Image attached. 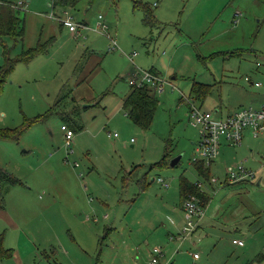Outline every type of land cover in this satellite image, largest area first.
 Masks as SVG:
<instances>
[{
	"label": "rangeland",
	"instance_id": "374dc122",
	"mask_svg": "<svg viewBox=\"0 0 264 264\" xmlns=\"http://www.w3.org/2000/svg\"><path fill=\"white\" fill-rule=\"evenodd\" d=\"M2 1L24 3L17 10L24 36L0 40V76L9 73L0 91V131L9 132L0 139V264H149L154 247L160 264H248L264 254V134L247 131L243 149H220L208 181L191 161L199 134L188 119L192 104L213 115L220 106L224 116L264 105V0H80L66 9L51 0ZM144 8L159 29L144 25ZM66 17L85 28L74 37L56 19ZM47 42L44 54L17 61ZM160 57L177 78H165L153 121L142 129L122 101L128 79L157 68ZM194 81L210 87L204 102L189 97ZM72 124L81 130L68 153L60 128ZM166 154L181 159L156 168ZM240 163L255 179L229 183ZM182 176L210 201L203 230L170 240L185 222ZM83 199L100 212L80 215ZM86 216L90 222L80 224ZM95 226L100 237L86 236Z\"/></svg>",
	"mask_w": 264,
	"mask_h": 264
},
{
	"label": "built area",
	"instance_id": "2783aa9c",
	"mask_svg": "<svg viewBox=\"0 0 264 264\" xmlns=\"http://www.w3.org/2000/svg\"><path fill=\"white\" fill-rule=\"evenodd\" d=\"M0 5L3 2L0 0ZM24 5L23 2L19 4L10 3V7L19 9ZM53 17V15H51ZM58 22L68 25L69 31L76 35L79 29L85 28L83 24H75L72 22V17H66L65 19L56 18ZM102 19L101 16L98 18ZM98 27L106 29L101 22H98ZM108 50L116 51L118 48L117 42L110 37ZM137 54L131 55L130 60H133ZM141 73L132 75L128 79V83L131 87L140 88L144 86L150 87L154 93H162L164 91V84L168 83L165 78L153 74L149 71H139ZM245 81L251 84V79L246 78ZM254 86L260 87V83H253ZM188 119L191 126L198 129L199 141L195 145L194 157L191 159L192 163H203L204 166L210 167L211 164L218 158L220 154V147L222 141L227 143L228 146L240 147L244 140V134L249 131L253 138H258L264 134V106L260 108H241L225 117L224 119H213V113L208 111H202L201 108L192 104L188 112ZM61 131L64 134V142L66 149L71 152L72 142L74 138V132L68 126L62 125ZM117 137V134L113 135ZM78 165L76 164V167ZM255 179V173L247 169L243 163L236 164L228 172L226 181L229 183H236L242 181H250ZM213 183H216V179H211ZM158 182L164 187L168 188L163 179H159ZM91 200V199H90ZM206 206L201 205V201L196 196H190L183 203L184 224L178 234L170 236V240H174L175 236L180 241H184L192 236L197 230L200 221L205 216ZM233 244L243 246L242 241L234 240ZM162 251L159 247H154L150 253L149 264H160V258ZM193 258L199 259L197 253L193 254Z\"/></svg>",
	"mask_w": 264,
	"mask_h": 264
},
{
	"label": "trees",
	"instance_id": "16d2710c",
	"mask_svg": "<svg viewBox=\"0 0 264 264\" xmlns=\"http://www.w3.org/2000/svg\"><path fill=\"white\" fill-rule=\"evenodd\" d=\"M79 2L80 0H51V6L53 8L62 7L66 9L68 7H75ZM9 5L10 3L8 2H3V5H0L2 6L0 7V40L3 37H11L16 39L22 38L24 36V29L22 28L21 19L17 16L18 9H14ZM142 22L145 26L149 27L150 29H153L152 27H155V29H159V22L156 20L155 16L149 9L144 8V17L142 19ZM49 45L50 43L48 42L40 43L35 48H30L26 51H23L17 61L29 63L36 57L47 52ZM7 71L8 70L5 69V71L0 76V91L4 83L5 77H7V75L9 74ZM210 91L211 90L209 86L202 85L194 81L190 90L189 97L195 102H204V100L209 96ZM157 102L158 101L155 96V93L150 87H132L131 91L123 101L122 110L125 116L129 118V120L134 125L142 129H148L153 121ZM69 128L73 130V132L74 130H81V128L76 127L74 124H72ZM7 138H9V132L5 133L0 131V139ZM171 160H169V154H166L163 159L155 166L156 168L167 166L168 164H170ZM193 165L200 175L204 176L208 181L210 180L209 167L204 166L203 163H193ZM179 186L181 196V209L183 207L184 201L190 196H196L197 198H199L202 206L208 205L210 198L200 190V186L198 184L191 183L185 177L182 176L180 178ZM8 255L11 256L10 254ZM261 262H264V254L257 255L248 264H259Z\"/></svg>",
	"mask_w": 264,
	"mask_h": 264
},
{
	"label": "crops",
	"instance_id": "0c3cea01",
	"mask_svg": "<svg viewBox=\"0 0 264 264\" xmlns=\"http://www.w3.org/2000/svg\"><path fill=\"white\" fill-rule=\"evenodd\" d=\"M2 1V0H1ZM3 2V1H2ZM5 3H7V2H5ZM8 3H11V2H8ZM234 7H236V12H235V14L237 13V12H240V11H242V9L239 11V8H240V6L238 5V6H234ZM160 26H161V24H160ZM74 37H75V35L73 34V33H71ZM90 59L91 58H87L86 59V61L88 62V61H90ZM85 69H86V66L84 67V69L82 70V72H84L85 71ZM176 68H173L172 66H171V60L170 59H165V58H163V57H160V60H158L157 61V68H153V71L152 70H150L149 72H154V73H156V74H158V75H160V76H162V77H164V78H166V77H169L170 79H173V80H175L176 78H177V75H176ZM90 73H93V70H91L90 71ZM153 73V74H154ZM88 78H90V74L89 75H87V76H85L83 79V81H86V79H88ZM253 83H255V82H253V81H251V85H253ZM191 87H192V85H191ZM191 90V89H190ZM189 94H190V91H189ZM127 97V96H126ZM124 101V100H123ZM123 101H122V104H123ZM261 106H264L263 104L261 105ZM122 107V106H121ZM200 108V107H199ZM223 113V111H222V109H220V106H218L217 108H215V110H214V115H213V119H217V120H220V119H224L225 117H227V115H229V113L228 114H226V116H224V114H222ZM218 114V116L220 115V118L218 117V118H215V116ZM247 132V131H246ZM245 132V133H246ZM249 132V131H248ZM246 134H249L250 136H251V134H250V132L249 133H246ZM244 136H245V134H244ZM245 139V138H244ZM244 142V141H243ZM194 145V149H195V145L196 144H193ZM223 148H225V150L224 151H226L227 149H228V145H227V143H225L224 141H222V144H221V147H220V149L222 150ZM241 149H243L244 148V143H242V145H241V147H240ZM240 149V150H241ZM249 151H251V149H249ZM245 161L247 162L248 161V158H247V156H246V159H245ZM152 181H154V179H152ZM83 203L82 204H80V208H81V210L79 211L80 212V215H82L81 214V211L83 212V211H85L87 208H88V212H91V213H93V214H96V213H99L100 212V207H99V205H90V204H88L87 202H85V200L83 199ZM89 201H90V199H89ZM90 202H92V201H90ZM87 206V207H86ZM180 209H181V207H180ZM182 212H183V210H182ZM107 215H105L104 216V218L106 217ZM96 221V220H95ZM94 221V222H95ZM88 222H90V218H89V216H86V218L85 219H83V222H80V224H83V225H85L86 223H88ZM202 222H203V220H202ZM199 223V225H198V230H203L204 229V226H203V223ZM97 223V222H96ZM182 226V225H181ZM181 226H176V228H177V234L179 233L178 231L180 230V228H181ZM112 229H114L113 227L112 228H109V227H105V229H103V232H105V230L106 231H110V230H112ZM90 231H86V236H88V237H94V239H98L99 237H100V229H99V227L98 226H95V227H93V228H91V229H89ZM176 233H173V234H170V235H168V238L170 237V236H173V235H175ZM234 240H237V239H234ZM233 240V241H234ZM244 246V245H243ZM242 247V246H241ZM245 247V246H244ZM61 248V247H60ZM151 253V251L149 252V254ZM254 264H256V263H254ZM258 264V263H257ZM259 264H264V262H261V263H259Z\"/></svg>",
	"mask_w": 264,
	"mask_h": 264
},
{
	"label": "water",
	"instance_id": "95a60500",
	"mask_svg": "<svg viewBox=\"0 0 264 264\" xmlns=\"http://www.w3.org/2000/svg\"><path fill=\"white\" fill-rule=\"evenodd\" d=\"M180 159H181V156L175 157L174 159L170 161V165L174 167L180 161Z\"/></svg>",
	"mask_w": 264,
	"mask_h": 264
}]
</instances>
